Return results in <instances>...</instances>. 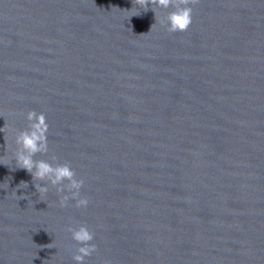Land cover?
<instances>
[{
  "label": "water",
  "instance_id": "1",
  "mask_svg": "<svg viewBox=\"0 0 264 264\" xmlns=\"http://www.w3.org/2000/svg\"><path fill=\"white\" fill-rule=\"evenodd\" d=\"M172 10L0 0V264H75L79 225L84 264H264V0H199L183 33ZM33 110L87 209L16 169Z\"/></svg>",
  "mask_w": 264,
  "mask_h": 264
},
{
  "label": "clouds",
  "instance_id": "2",
  "mask_svg": "<svg viewBox=\"0 0 264 264\" xmlns=\"http://www.w3.org/2000/svg\"><path fill=\"white\" fill-rule=\"evenodd\" d=\"M133 4L145 12L151 6V11L155 13V20L157 9L172 8L171 12L160 18V25L168 33H183L190 28L193 22V8L199 4V0H133ZM130 12L133 13L132 16L137 15L133 8ZM26 119L27 128L15 135L17 149L12 159L15 161L16 169L25 170L31 175L32 181L38 182L34 183V187L41 202L45 200L51 187L59 196L58 206L60 208L68 207L71 200L75 201V208L87 209L90 201L87 197H81V189L85 181L77 178V173L69 163H56L55 155L51 157L53 163L43 159H34L37 154L45 155L49 152V125L46 116L33 110L27 113ZM21 184L28 187L26 182L22 181ZM42 184L46 186H41ZM65 192L68 194H64ZM67 231L71 233V239L80 245L72 259L75 264H84L85 259L97 251L96 245L92 243L95 233L90 231L87 225L69 227Z\"/></svg>",
  "mask_w": 264,
  "mask_h": 264
}]
</instances>
